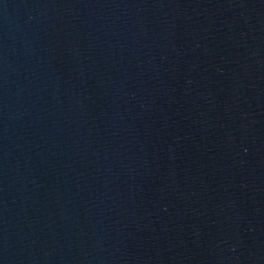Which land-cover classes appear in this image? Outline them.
<instances>
[{
  "label": "water",
  "instance_id": "95a60500",
  "mask_svg": "<svg viewBox=\"0 0 264 264\" xmlns=\"http://www.w3.org/2000/svg\"><path fill=\"white\" fill-rule=\"evenodd\" d=\"M0 264H264V0H0Z\"/></svg>",
  "mask_w": 264,
  "mask_h": 264
}]
</instances>
